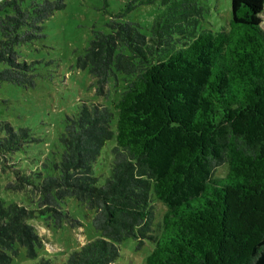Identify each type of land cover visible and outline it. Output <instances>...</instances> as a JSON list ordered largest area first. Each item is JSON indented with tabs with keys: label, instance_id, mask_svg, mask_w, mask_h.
Masks as SVG:
<instances>
[{
	"label": "trees",
	"instance_id": "trees-1",
	"mask_svg": "<svg viewBox=\"0 0 264 264\" xmlns=\"http://www.w3.org/2000/svg\"><path fill=\"white\" fill-rule=\"evenodd\" d=\"M156 1L162 8L149 35L122 19ZM65 6L0 0V84L35 86V67L16 47L44 36V22ZM207 11L201 0H127L107 31L94 32L77 66L88 68L98 92L117 73L130 77L114 104L116 128L114 112L99 103L66 115L56 174L23 172L7 185L32 186L38 208L0 198V264L21 248L35 264H116L117 244L128 238L138 248L153 243L146 264H264V0H231L228 25L216 31L201 28ZM111 139L110 174L101 181L94 165ZM38 140L29 127L0 121L5 159ZM69 197L94 210L100 237L58 262L40 254L31 220L62 226ZM153 198L168 207L156 233Z\"/></svg>",
	"mask_w": 264,
	"mask_h": 264
},
{
	"label": "rangeland",
	"instance_id": "rangeland-1",
	"mask_svg": "<svg viewBox=\"0 0 264 264\" xmlns=\"http://www.w3.org/2000/svg\"><path fill=\"white\" fill-rule=\"evenodd\" d=\"M65 8L56 10L45 22L41 38L16 47L20 60L33 64L35 86L23 87L10 82L0 84V121H7L15 127L26 126L39 140L30 143L24 150L7 159L0 156V198L38 208V194L32 186L22 189L8 184H17V175L30 171L56 174L53 162L62 152L58 140L65 124L66 115L77 113L82 102L99 103L114 112L113 128H116L117 112L114 104L130 77L117 73L101 92L88 68L77 66V60L89 46L95 31H107L111 15L121 11L127 0H63ZM208 11L201 28L220 30L227 27L231 18V0H201ZM159 1L142 4L122 19L141 24L142 32L149 35L153 18L161 10ZM3 12L0 11V16ZM264 30V13L262 15ZM115 139L107 142L101 156L94 165V173L101 181L110 174L111 147ZM21 169L16 173L14 169ZM227 165L216 169L217 176H224ZM70 214L62 226L50 219L36 217L31 220L43 241L40 254L55 253L57 261L65 260L73 249L100 237L93 224L94 210L87 208L76 198L69 197L62 204ZM155 211L154 232L159 230L163 215L168 207L153 198ZM74 219V220H73ZM138 242L128 238L118 243L120 256L116 264H146V258L153 249V243L145 240L139 248ZM37 259L29 258L24 248L11 264H35Z\"/></svg>",
	"mask_w": 264,
	"mask_h": 264
}]
</instances>
